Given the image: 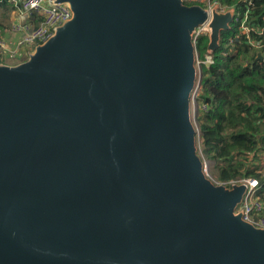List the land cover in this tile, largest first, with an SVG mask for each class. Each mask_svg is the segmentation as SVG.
Returning <instances> with one entry per match:
<instances>
[{
	"label": "water",
	"instance_id": "water-1",
	"mask_svg": "<svg viewBox=\"0 0 264 264\" xmlns=\"http://www.w3.org/2000/svg\"><path fill=\"white\" fill-rule=\"evenodd\" d=\"M57 2L71 18L0 62V264H264L246 185L206 174L191 120L196 30L212 54L234 10Z\"/></svg>",
	"mask_w": 264,
	"mask_h": 264
},
{
	"label": "trees",
	"instance_id": "trees-1",
	"mask_svg": "<svg viewBox=\"0 0 264 264\" xmlns=\"http://www.w3.org/2000/svg\"><path fill=\"white\" fill-rule=\"evenodd\" d=\"M209 1L232 8L235 16L248 11L249 21L264 24V0ZM11 9V0H0V36L8 35ZM207 43L206 35H198L194 41L201 62L207 54ZM258 52L238 34L237 23L233 22L227 32L220 33L219 46L211 54L212 63H200L197 69V152L203 162H210L211 179L218 184L248 177L259 179L257 170L260 155L264 154V60H256ZM260 185L258 193L264 196V181Z\"/></svg>",
	"mask_w": 264,
	"mask_h": 264
},
{
	"label": "built area",
	"instance_id": "built-area-1",
	"mask_svg": "<svg viewBox=\"0 0 264 264\" xmlns=\"http://www.w3.org/2000/svg\"><path fill=\"white\" fill-rule=\"evenodd\" d=\"M58 0H11L13 9L9 10L10 24L9 35L0 36V62L23 57L32 51L33 47L45 42L53 33L55 27L71 18L72 12L66 3H58ZM186 3L200 4L205 8L217 6L219 11L225 8L218 7L215 2L209 0H184ZM237 23L238 34L246 37L251 47L258 48V54L264 60V24L258 25L253 20H248V11L242 16H234ZM195 38L198 35H208L209 29L206 25L198 28ZM252 35H257L258 40H254ZM207 53V52H206ZM196 63L211 64V54H206L202 62L196 55ZM8 64V63H7ZM196 88V87H195ZM201 109L206 110L202 105ZM259 179L243 178L232 180L226 186L233 183H244L246 190L241 202L234 212H240L242 219L256 228L264 229V196L259 195L260 181H264V154L260 155Z\"/></svg>",
	"mask_w": 264,
	"mask_h": 264
},
{
	"label": "rangeland",
	"instance_id": "rangeland-1",
	"mask_svg": "<svg viewBox=\"0 0 264 264\" xmlns=\"http://www.w3.org/2000/svg\"><path fill=\"white\" fill-rule=\"evenodd\" d=\"M197 34H198V31L196 32ZM2 37H4V36H2ZM24 58H25V55L23 56V57H17L16 59H12V60H7L6 62L8 63V64H14V63H18V62H20L22 59L24 60ZM200 64V63H199ZM199 64H197L196 63V66H197V69H198V67H199ZM196 86V88L192 91V95H191V97H190V101H191V103H192V108H194L195 107V105H196V96L198 95V93H199V86H198V83H197V85H195ZM191 108V109H192ZM192 111V110H191ZM192 113V112H191ZM191 120H192V122L194 123L195 122V120H194V113L193 114H191ZM195 124V123H194ZM209 167H210V162H208V161H205L204 162V170H205V172H206V174L211 178V175H210V172H209Z\"/></svg>",
	"mask_w": 264,
	"mask_h": 264
},
{
	"label": "clouds",
	"instance_id": "clouds-1",
	"mask_svg": "<svg viewBox=\"0 0 264 264\" xmlns=\"http://www.w3.org/2000/svg\"><path fill=\"white\" fill-rule=\"evenodd\" d=\"M225 10H226V9H224V11H225ZM234 16H235V15H234ZM233 22H235V21H234V18H233ZM257 54H258V53H257ZM197 83H198V81H197ZM197 83H196V85H197ZM191 104H192V103H191Z\"/></svg>",
	"mask_w": 264,
	"mask_h": 264
},
{
	"label": "crops",
	"instance_id": "crops-1",
	"mask_svg": "<svg viewBox=\"0 0 264 264\" xmlns=\"http://www.w3.org/2000/svg\"><path fill=\"white\" fill-rule=\"evenodd\" d=\"M8 33H9V31H8ZM8 33H7V34H8ZM8 35H9V34H8Z\"/></svg>",
	"mask_w": 264,
	"mask_h": 264
}]
</instances>
